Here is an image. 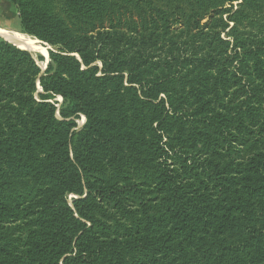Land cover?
Returning a JSON list of instances; mask_svg holds the SVG:
<instances>
[{
  "label": "trees",
  "instance_id": "trees-1",
  "mask_svg": "<svg viewBox=\"0 0 264 264\" xmlns=\"http://www.w3.org/2000/svg\"><path fill=\"white\" fill-rule=\"evenodd\" d=\"M7 1L0 264H264V0Z\"/></svg>",
  "mask_w": 264,
  "mask_h": 264
},
{
  "label": "rangeland",
  "instance_id": "rangeland-1",
  "mask_svg": "<svg viewBox=\"0 0 264 264\" xmlns=\"http://www.w3.org/2000/svg\"><path fill=\"white\" fill-rule=\"evenodd\" d=\"M0 27L1 28L4 27V29L8 31L18 32L19 34L24 35L25 38L36 42L38 46L44 51L45 53L44 55L39 54L37 52H30L27 50L26 51L29 52L33 56V58L37 61V64L39 65L41 70L42 71L45 70L48 61V51L53 50V48L21 32L17 18L16 8L12 4H10L7 0H0ZM38 56H42L45 61H39ZM97 65L100 66L99 64ZM83 122L84 120L82 118L81 120L78 121V125L81 126Z\"/></svg>",
  "mask_w": 264,
  "mask_h": 264
},
{
  "label": "bare ground",
  "instance_id": "bare-ground-1",
  "mask_svg": "<svg viewBox=\"0 0 264 264\" xmlns=\"http://www.w3.org/2000/svg\"><path fill=\"white\" fill-rule=\"evenodd\" d=\"M2 7V6H1ZM0 40H3L17 48L27 50L30 52H37L44 55V51L38 46V44L32 40L24 37V35L19 34L15 31H8L0 27Z\"/></svg>",
  "mask_w": 264,
  "mask_h": 264
},
{
  "label": "water",
  "instance_id": "water-1",
  "mask_svg": "<svg viewBox=\"0 0 264 264\" xmlns=\"http://www.w3.org/2000/svg\"><path fill=\"white\" fill-rule=\"evenodd\" d=\"M18 49H20V48H18ZM21 50H23V49H21ZM24 51H26V50H24Z\"/></svg>",
  "mask_w": 264,
  "mask_h": 264
}]
</instances>
